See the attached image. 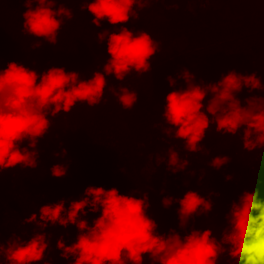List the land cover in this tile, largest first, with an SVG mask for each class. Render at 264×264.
<instances>
[{"label": "trees", "instance_id": "16d2710c", "mask_svg": "<svg viewBox=\"0 0 264 264\" xmlns=\"http://www.w3.org/2000/svg\"><path fill=\"white\" fill-rule=\"evenodd\" d=\"M60 6L70 9L72 18H63L56 44L49 45L23 31L22 13L27 8L22 0H0V67L6 68L10 61L38 73L63 67L88 79L95 71L103 70L108 58L107 38L98 41V33L118 31L122 26L134 33L148 31L159 45L158 52L148 73L133 72L123 81L107 76L109 84L96 106L77 104L69 113L49 116V131L37 146L38 166L17 167L3 174L0 236L5 246L10 237L27 240L44 231L48 233L49 264H72V257L64 259L56 243L62 238L66 244L73 243L78 235L74 225L66 229L49 223L41 229L38 224L23 221L33 212L39 218L38 209L43 204L64 199L67 208L71 200L82 197L89 185L116 187L121 194L137 198L147 196V213L162 234L175 229L183 236L192 228H208L220 239L228 226L226 214L232 202L238 201L244 191H254L258 179L264 185L260 164L264 147L246 151L242 131L236 136L217 133L210 116L213 123L202 149L188 152L184 142L174 137L175 129L162 118L165 97L173 90L167 77L176 78L188 69L195 75V82L210 83L235 70L245 75L254 72L264 84V0H149L142 8L134 9L137 18L128 24L114 27L105 20L99 28L91 23L93 16L81 0H57L55 7ZM185 86L182 79L177 80L176 88ZM121 87L137 92L138 101L130 110L113 95ZM252 95L264 96V89L250 93L244 88L237 98L246 106V98ZM210 98L211 94L206 97ZM169 148L188 161L185 170L171 172L167 163ZM215 156H227L229 161L219 170L211 168L209 162ZM55 163L68 169L59 180L50 172ZM162 188L163 196L177 199L186 191L197 190L212 201V210L194 217L181 229L179 204L164 208ZM99 215V211L89 212V225ZM0 264L7 262L0 258ZM145 264H151L147 256ZM218 264L234 261L224 253Z\"/></svg>", "mask_w": 264, "mask_h": 264}, {"label": "clouds", "instance_id": "9594fccd", "mask_svg": "<svg viewBox=\"0 0 264 264\" xmlns=\"http://www.w3.org/2000/svg\"><path fill=\"white\" fill-rule=\"evenodd\" d=\"M11 2V0H5ZM27 8L23 15V31L30 36L55 45L63 18H72L67 7H55L57 0H22ZM92 14V24L101 27L102 21L112 26L126 25L137 18L134 9L143 7L149 0H81ZM35 4V7L33 5ZM107 38L108 58L102 71H95L90 78L82 79L76 71L63 67H50L42 73L23 64L10 61L0 67V181L3 174L17 167L38 166V142L46 136L51 126L48 118L61 112L69 113L77 104L94 107L102 101L109 84L107 76L114 75L123 81L131 73L142 75L151 71L158 43L148 31L133 32L127 27L118 31L98 33V41ZM173 88L166 97L162 118L174 131V137L184 142L188 152L202 149L207 130L213 123L215 131L236 136L242 131L243 148L251 152L264 147V96H249L246 106L241 105L237 94L244 88L264 89L256 73L240 74L230 70L216 82H195V75L188 69L176 78L167 77ZM182 79L185 87L176 88ZM211 94L210 99H206ZM124 109H132L137 92L121 87L113 92ZM206 109V110H205ZM27 142V143H25ZM229 157L215 156L209 167L219 170ZM169 169L173 174L185 170L188 161L181 160L172 148L168 149ZM264 168V160L260 162ZM67 166L53 164L51 175L57 180L67 175ZM123 171V170H122ZM230 180L231 177H226ZM164 189H161L163 196ZM217 195H219L217 193ZM3 199L0 197V205ZM164 208L178 203V226L186 228L196 216L207 214L213 203L197 190L186 191L182 198L163 196ZM147 196L121 194L116 187L89 185L80 199L65 200L39 206L37 212L25 217L24 223L38 224L44 229L49 223L64 228L74 225L78 235L71 244L57 240L56 248L64 259L72 257V264H218L227 255L234 264H264V185L258 179L252 192L244 191L233 201L226 214L228 226L217 239L211 229L192 228L183 236L175 229L158 232L159 225L147 210ZM100 215L88 223V213ZM48 233L36 232L23 240L9 238L7 246L0 236V258L7 264H49L46 260Z\"/></svg>", "mask_w": 264, "mask_h": 264}, {"label": "rangeland", "instance_id": "374dc122", "mask_svg": "<svg viewBox=\"0 0 264 264\" xmlns=\"http://www.w3.org/2000/svg\"><path fill=\"white\" fill-rule=\"evenodd\" d=\"M186 180H187V178H186ZM186 180H185V181H186Z\"/></svg>", "mask_w": 264, "mask_h": 264}]
</instances>
